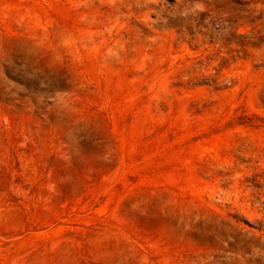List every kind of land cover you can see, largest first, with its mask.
<instances>
[{
    "label": "rangeland",
    "instance_id": "1",
    "mask_svg": "<svg viewBox=\"0 0 264 264\" xmlns=\"http://www.w3.org/2000/svg\"><path fill=\"white\" fill-rule=\"evenodd\" d=\"M0 264H264V0H0Z\"/></svg>",
    "mask_w": 264,
    "mask_h": 264
}]
</instances>
